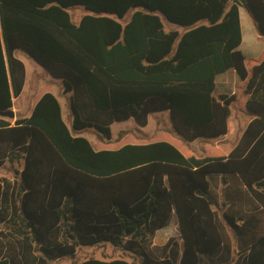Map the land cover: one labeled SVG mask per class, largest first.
Segmentation results:
<instances>
[{
  "label": "trees",
  "instance_id": "trees-1",
  "mask_svg": "<svg viewBox=\"0 0 264 264\" xmlns=\"http://www.w3.org/2000/svg\"><path fill=\"white\" fill-rule=\"evenodd\" d=\"M78 6L92 14L75 24ZM240 8L264 37V0H0V111L23 92L22 51L62 81L72 118L71 130L50 89L30 117H0V167L17 165L0 186L10 232L0 264H51L105 244L141 264H264V57L239 50ZM163 17L186 31H166ZM229 70L243 95L216 96ZM236 101L250 119L229 154L208 145L199 158L170 136L101 149L76 136L94 129L110 144L114 123L144 128L167 112L185 142H229ZM174 215L182 247L171 238L155 257L149 246Z\"/></svg>",
  "mask_w": 264,
  "mask_h": 264
},
{
  "label": "rangeland",
  "instance_id": "rangeland-1",
  "mask_svg": "<svg viewBox=\"0 0 264 264\" xmlns=\"http://www.w3.org/2000/svg\"><path fill=\"white\" fill-rule=\"evenodd\" d=\"M71 14L72 21L77 24L81 20V18L85 15L92 14L89 11L85 10L83 7H75L69 9ZM242 12L246 13V10L242 8ZM133 11L128 13L125 20H128L132 15ZM250 18V17H249ZM164 27L166 31L177 30L180 33L186 31L185 28L172 24L168 22L164 17L162 18ZM251 20V19H250ZM253 23V22H252ZM253 50H255L254 60H258L264 57V37L257 39V44H253ZM16 56L22 60L26 66L27 71V88L25 93L22 94L19 104L22 103L23 107H25L30 103L34 97L42 92V90L50 89L48 92H51L56 97L61 99L63 105L64 119L71 126V121L69 120L68 113L69 107L66 105V100H64L62 95H60V88H62V84L59 80H54L50 77V75L37 63H35L30 57H28L24 52L17 51ZM251 63V60L249 61ZM234 72V71H233ZM240 82L236 85L235 94L237 96L243 95L242 90L239 86ZM239 100V99H237ZM242 108H244V104L242 102ZM233 109V120H234V135L233 138L229 142H218L217 140H206V139H197L192 143L185 142L182 138L176 135L173 131L172 125L169 120V115L167 112L152 114L149 117V123L146 127H139L133 120L114 123L112 125V133L113 138L110 144L105 141L99 140V135L94 129H90L83 134L90 139L96 145L99 146V143L106 145H113L116 147L120 142L125 140H133L135 143L128 144H139L142 141H148L154 138H160L162 136H170L174 140H178L181 142L183 149L187 153H191L196 157H206L209 153L206 149L208 145L217 146L224 150L226 153H229L233 147H235L237 141L241 138L243 131L245 130L247 123L250 119V116L244 112L237 104V101L232 106ZM98 140V141H96ZM157 141H167L171 142V140L162 138ZM156 141V142H157ZM121 144V143H120ZM15 179L13 168L11 165L6 164L3 167H0V186H2L3 182L6 180L8 182L13 183ZM5 205L4 203L0 204V242L4 244L7 240L4 235L9 234V228L3 223V217ZM3 234V235H2ZM175 238L176 240L181 242V236L179 232L178 219L176 215H174L169 223V225L159 231L155 238L152 241V244L149 246V251L155 257L161 256L162 247L167 244V242L171 239ZM88 259H99L104 261H112L117 259L126 260L132 264H141V259L136 255L130 254L120 248H115L111 245L105 244L101 246L94 247H83L80 248L73 258H65L60 259L51 264H73L80 263Z\"/></svg>",
  "mask_w": 264,
  "mask_h": 264
},
{
  "label": "crops",
  "instance_id": "crops-1",
  "mask_svg": "<svg viewBox=\"0 0 264 264\" xmlns=\"http://www.w3.org/2000/svg\"><path fill=\"white\" fill-rule=\"evenodd\" d=\"M240 19H241V29H242V43H241V45L239 47V50L246 56L247 59H251L255 55V50H253V44H257V39H259L260 36L258 35V33L256 31V28H255L254 24L252 23V21L250 20L248 14L242 12V8H240ZM233 71L234 70H229V71H227V72H225V73L217 76V78H216V91H215V95L216 96H220V95H228V96H231V95H234L235 94L236 85L238 84V82L241 83V81H240V79H239L236 71H234V72ZM54 80H56V79H54ZM59 81L61 82V84L63 86L62 81L61 80H59ZM27 84H28V80H27V71H26V82H25V86H24V89H23L22 94L25 93L24 91H26ZM45 91H46V89H45ZM45 91H43V93ZM22 94L18 98H13V107H12V110L15 113V118L14 119H8V118H6L7 120H9L11 122L12 125H14L15 121L18 118H28V117L31 116L32 111H33V109H34V107H35V105H36V103H37V101L39 99V96H40V94H38L36 97H34V99H32L30 101V103L26 106V109H25V107H23L22 103L19 104V100H20ZM60 95L63 96L62 98L64 100H66V103H67L66 105L69 107V98H70V95L64 93V88L63 87L60 88ZM57 99L60 102L61 109H62V115H63V119H64V112H63L62 101L58 97H57ZM242 102L245 103V98L242 99ZM68 117H69V120L71 121V126L65 121V119H64V121L67 124V126L72 130V118L70 116V107H69ZM248 123H249V121H248ZM111 129H112V126H111ZM83 133L77 134L76 136H83V137H86L88 139V137L85 136ZM112 135H113V133H112ZM88 140L90 141V139H88ZM99 140L102 141L101 138H99ZM216 140L218 142H220V141L227 142L225 140V138H223V137H221L219 139H216ZM96 141H98V140H96ZM90 142L92 143V145L96 149H101V147H103L102 146L103 144H101V143H99V146L97 147L96 145H94V143L92 141H90ZM229 153H227V154H229ZM6 164L11 165V163L8 162V161H5V165ZM16 166H17L16 164H15V166H12L13 170H14V168ZM14 176H15V174H14ZM231 240H232V244H234L235 243V240H233L232 237H231ZM179 243H180V246L182 247V240H181V242L179 241Z\"/></svg>",
  "mask_w": 264,
  "mask_h": 264
},
{
  "label": "water",
  "instance_id": "water-1",
  "mask_svg": "<svg viewBox=\"0 0 264 264\" xmlns=\"http://www.w3.org/2000/svg\"><path fill=\"white\" fill-rule=\"evenodd\" d=\"M0 117H1V118L14 119V118H15V113H14L13 110H9V111H0Z\"/></svg>",
  "mask_w": 264,
  "mask_h": 264
}]
</instances>
